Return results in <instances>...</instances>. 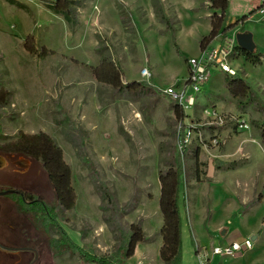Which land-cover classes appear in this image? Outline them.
Returning <instances> with one entry per match:
<instances>
[{
    "label": "rangeland",
    "instance_id": "1",
    "mask_svg": "<svg viewBox=\"0 0 264 264\" xmlns=\"http://www.w3.org/2000/svg\"><path fill=\"white\" fill-rule=\"evenodd\" d=\"M13 1L23 9L0 0V151L17 149L18 138L48 136L70 169L75 196L72 209L58 208L57 223L84 251L110 255L116 221L128 227L160 220L159 174L175 169L181 150L175 105L163 90L185 82L188 57L197 55V37L211 19L209 2L66 0L77 2L75 22L67 25L48 8L54 0ZM230 1L227 18L246 15L241 24L261 62L251 64L237 52L230 66L249 92L233 97L212 69L184 112L178 206L185 264L193 239L211 250L218 239L212 234L254 229L261 231L254 253L264 259V18L260 0ZM103 61L114 65L121 84L144 82L156 90L122 93L99 82L93 68ZM102 191L121 210L115 218ZM45 199L56 207L51 193ZM37 226L40 238H60L52 225L49 232L40 221ZM52 248H38L40 263L32 264H88L76 253L56 256Z\"/></svg>",
    "mask_w": 264,
    "mask_h": 264
},
{
    "label": "trees",
    "instance_id": "2",
    "mask_svg": "<svg viewBox=\"0 0 264 264\" xmlns=\"http://www.w3.org/2000/svg\"><path fill=\"white\" fill-rule=\"evenodd\" d=\"M7 2L19 9H23L21 4L13 0H7ZM208 2L210 9L213 11L210 14L211 30L207 36L201 39V49H203L207 43L212 41L218 33L223 34L227 29L226 20L229 0H208ZM76 3L77 2L66 0H54L52 1V5L48 4V8L54 13L61 15L67 25H72L75 22L72 8L74 5L77 6ZM244 18L245 17L241 18L238 22L241 23ZM240 33H244L242 26L240 28ZM29 50L31 49L29 48ZM236 52L251 64H258L261 62V55L257 52L255 47L252 52H247L246 50L236 47ZM101 63L100 69L97 67L93 68V74L99 82L108 83L109 85L116 87L117 90L122 93L150 91L151 88L156 90L155 86L152 85L150 87L144 82L121 84L117 69L114 65L111 63L108 64L106 61ZM228 76L232 79L229 81L228 78L225 83L228 85L229 93L233 97L236 98L238 92H249V87L242 79L230 75ZM174 105V115L179 124L181 140H183V131L186 128V125L183 122L185 115L176 103H174ZM261 135V145L264 148V136L263 134ZM25 138H27V140L23 139V146L25 149L32 151L34 156L40 159L43 163L48 178L53 185L59 206L63 210L72 209L74 207L75 196L71 186V172L69 167L63 161L61 150L44 134H40L39 136H28ZM182 174L183 163L180 153L177 156V165L175 169H168L165 173L159 174L160 196L158 199V207L162 217V225L159 231L161 237L159 258L164 264H180L181 236L178 195ZM102 195L110 205L114 218L121 214V210L113 205L112 199L105 193V191H102ZM262 195L263 194L260 193L257 200H261ZM19 208L23 212V205ZM56 217V214H53L50 222L44 220V222L46 221L45 223H51L60 236V238L52 241L49 239L47 240L50 244V248H52L50 242L54 244L52 249L56 251V253H54L56 256L58 255L57 253L63 254L65 252H71L78 254L81 259L88 264H120L123 260L128 259L133 255L137 243L144 241L143 231L139 223H131L128 227H125L116 221L112 230L117 233L115 236L117 242L116 249L110 255L96 256L84 251L78 245L73 244V242H70L65 231L57 223ZM64 244L70 248H64ZM29 262L30 258H28L26 264H29Z\"/></svg>",
    "mask_w": 264,
    "mask_h": 264
},
{
    "label": "flooded vegetation",
    "instance_id": "3",
    "mask_svg": "<svg viewBox=\"0 0 264 264\" xmlns=\"http://www.w3.org/2000/svg\"><path fill=\"white\" fill-rule=\"evenodd\" d=\"M16 143L17 149L0 151V160L2 161L0 164V192L12 191L11 194L0 197V264H26L28 258L33 255V247L27 243L24 245L21 243L22 246L15 245L17 241L14 239L16 231L9 224L11 218L17 215V208L27 205L34 210L32 212L34 219V257L39 251L38 248L44 250L49 247L43 248L45 246L43 242L48 241L39 237L37 224L40 221V224L46 226L45 228L49 232L51 223H45L44 220L50 222L52 215L56 214L58 208H61L43 163L34 156L32 151L24 148L20 138L16 140ZM38 179H41V182ZM50 193L57 203L55 208L49 205L45 199ZM36 238L38 242H36ZM6 239L11 241H6ZM8 248L11 251H6ZM25 254L28 255L27 258L23 257ZM32 260L30 259L29 264L32 263Z\"/></svg>",
    "mask_w": 264,
    "mask_h": 264
},
{
    "label": "crops",
    "instance_id": "4",
    "mask_svg": "<svg viewBox=\"0 0 264 264\" xmlns=\"http://www.w3.org/2000/svg\"><path fill=\"white\" fill-rule=\"evenodd\" d=\"M230 2L231 1L229 0V5H230ZM259 2H261V0ZM229 5H228V12H229ZM259 5H260V3L258 4V6H256V8H258ZM256 8H253L252 10L250 9L251 10L250 12L256 10ZM192 10H197V8L194 9V7H193ZM210 11H211L210 13L213 12L212 10H210ZM206 15L209 16L210 14L207 13ZM243 17H246V15L244 13L242 15V18ZM240 19H238V17H235L233 19L227 18V20H226L227 29L225 30V32L223 34L218 33L217 36L212 41L207 43L204 48L213 47L217 44L222 43V40L224 39V37L227 36L228 34L232 33L231 30H234L237 33H240V31H238V25H239V27L244 26V23L240 24V22H238ZM233 25L235 26V28L228 29ZM236 25H237V27H236ZM210 30H211L210 19H207V25L204 28V33L201 35H198V37H197L196 43L198 44V48H197V55L196 56H198L202 50L200 48L201 39L203 37L207 36L209 34ZM244 33H248V32L244 31ZM174 43L177 46V42H174ZM196 56L190 55V57H188V58H192V57H196ZM187 70L188 69H187V65H186V73L184 76V81L187 77ZM221 74L224 77V79H223L224 82H226V80L229 78V76L227 74H224V73H221ZM173 81L175 82L176 80L173 79ZM173 81H172V83H173ZM208 82H206V85L203 87L202 91L208 85ZM173 85L174 84H170L169 86H173ZM169 86H167V87H169ZM208 173H211V172L209 171ZM257 198H258V196L256 197L255 200H257ZM262 198H263V195H262ZM262 198H261V200H262ZM261 200H257V201H261ZM33 211H34L33 208L28 207L27 205L23 206V212L20 210V208H17V211H16L17 215H14L11 218L12 220L10 221L9 226L13 227V229L16 231L14 239H16L17 241L15 242V245L20 246L21 243H22V245L27 243L28 245L32 246L33 247V251H32L33 255H31V257H29V258L33 259L32 263H34V260H36L40 263V261L38 259L39 258L38 252L35 254V257H34V240L32 239V237L34 236V219L32 218V212ZM158 213L160 216V220H159V222L156 221L154 223V226H151V224L153 222L149 223V221H145L146 223H144V222L141 223V228H142L143 235H144V241L137 243L135 248H134L133 255L131 257H129L128 259L123 260L120 264H164L159 258V249L161 247V237L159 235V231H160V228L162 225V219H161L160 210ZM145 227L147 228L148 231L145 229ZM149 230H150V232H149ZM260 232L257 229H254L252 231L249 230V231H246L245 233H240V234H239V232L233 233V235L231 234V232L226 233V234L224 233V234H221L220 237H216L212 234L213 238H218L216 244L213 245L212 249L216 248V247L229 246L230 244H232L234 242H241L245 239H250L252 241V244L254 247H252L250 252H245L241 255H237L234 257H223V256H219V255H213L212 249L210 250L208 248L207 244H204V243L198 244V242L195 239H193V254L191 255V253H189V251H187V257H188L187 258V261H188L187 264H264V259H261V258L255 256L256 253H254L255 246H258V243H259L257 240H258V236L260 235ZM254 234H256L257 236H254ZM7 240L8 239H6V241ZM8 241H11V240H8ZM182 250H184L183 247H182ZM27 256L28 255L25 254L23 257L27 258ZM40 256L42 257V254ZM14 264H17V263H14ZM181 264H185L184 263V251H182Z\"/></svg>",
    "mask_w": 264,
    "mask_h": 264
},
{
    "label": "built area",
    "instance_id": "5",
    "mask_svg": "<svg viewBox=\"0 0 264 264\" xmlns=\"http://www.w3.org/2000/svg\"><path fill=\"white\" fill-rule=\"evenodd\" d=\"M258 14L264 18V0H261L258 7ZM231 32V34L224 37L222 43L213 47L204 48L198 56L188 59L187 77L181 87L177 88L173 85L163 90L164 95L176 103L183 112L189 111L195 105L196 98L193 95L197 96L201 92L212 69H217L221 73L230 76L235 75V71L230 66V60L237 53L235 40L237 32L234 30H231ZM141 75L143 77H149V73L146 69L142 70ZM240 127L245 129L248 128L245 124H240ZM185 138L186 136L183 131V140L180 139V154L185 146ZM252 246V241L250 239H245L241 242H234L229 246L213 248L212 254L223 257H234L250 251Z\"/></svg>",
    "mask_w": 264,
    "mask_h": 264
},
{
    "label": "water",
    "instance_id": "6",
    "mask_svg": "<svg viewBox=\"0 0 264 264\" xmlns=\"http://www.w3.org/2000/svg\"><path fill=\"white\" fill-rule=\"evenodd\" d=\"M236 45L237 47L246 50L247 52H252L254 49V44L252 43V37L249 33H237L235 36ZM0 164H2V161L0 160ZM212 168L209 167V171H211ZM12 191H4L0 192V197L4 195L11 194ZM1 248V247H0ZM6 251H11V249H6Z\"/></svg>",
    "mask_w": 264,
    "mask_h": 264
}]
</instances>
